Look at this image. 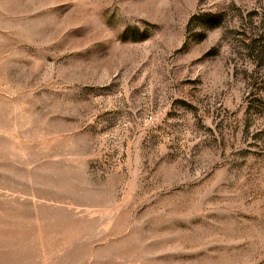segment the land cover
<instances>
[{
	"label": "rangeland",
	"instance_id": "rangeland-1",
	"mask_svg": "<svg viewBox=\"0 0 264 264\" xmlns=\"http://www.w3.org/2000/svg\"><path fill=\"white\" fill-rule=\"evenodd\" d=\"M7 200L1 264H264V0H0Z\"/></svg>",
	"mask_w": 264,
	"mask_h": 264
},
{
	"label": "crops",
	"instance_id": "crops-1",
	"mask_svg": "<svg viewBox=\"0 0 264 264\" xmlns=\"http://www.w3.org/2000/svg\"><path fill=\"white\" fill-rule=\"evenodd\" d=\"M12 208H14V207L12 206L11 200H7V202H4L3 207H2V202L0 201V253H1V249H2L1 244L4 245V247H3L4 250L10 251L12 249V247L10 245L11 239H9V238L11 235H15L14 226L10 223H4L2 226V219L6 220V219H11V218L15 217L16 212H14L12 210ZM11 227H12V230H11ZM1 236H4L6 238L1 240ZM6 240L8 242H6ZM57 247H59V246H56V248ZM13 249H14V247H13ZM56 250H64V246H60V248H58ZM0 264H1V259H0Z\"/></svg>",
	"mask_w": 264,
	"mask_h": 264
}]
</instances>
